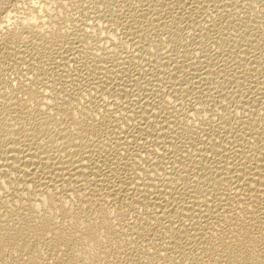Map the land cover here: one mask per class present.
I'll return each instance as SVG.
<instances>
[{
  "label": "bare ground",
  "instance_id": "1",
  "mask_svg": "<svg viewBox=\"0 0 264 264\" xmlns=\"http://www.w3.org/2000/svg\"><path fill=\"white\" fill-rule=\"evenodd\" d=\"M0 264H264V0H0Z\"/></svg>",
  "mask_w": 264,
  "mask_h": 264
}]
</instances>
